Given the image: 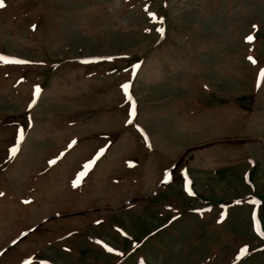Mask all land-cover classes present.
Here are the masks:
<instances>
[{
    "label": "rangeland",
    "instance_id": "1",
    "mask_svg": "<svg viewBox=\"0 0 264 264\" xmlns=\"http://www.w3.org/2000/svg\"><path fill=\"white\" fill-rule=\"evenodd\" d=\"M4 4L0 264H264V0Z\"/></svg>",
    "mask_w": 264,
    "mask_h": 264
},
{
    "label": "snow or ice",
    "instance_id": "2",
    "mask_svg": "<svg viewBox=\"0 0 264 264\" xmlns=\"http://www.w3.org/2000/svg\"><path fill=\"white\" fill-rule=\"evenodd\" d=\"M5 7V4H4V0H0V8H3ZM159 31H163L162 29H160ZM248 40L251 41L252 40V37H248ZM0 62H4V63H26V61H19V60H9V59H6L4 57H0ZM261 76L264 77V72L261 73ZM38 91V90H37ZM134 111L135 109L133 108V114H134ZM13 154L15 153L16 149H13ZM109 251H112V249H108ZM242 252L244 254L247 253V249H244L242 250Z\"/></svg>",
    "mask_w": 264,
    "mask_h": 264
}]
</instances>
